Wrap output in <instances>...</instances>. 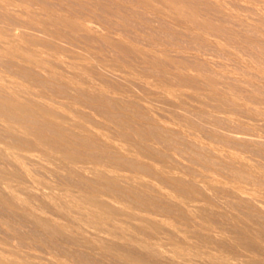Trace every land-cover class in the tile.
Returning a JSON list of instances; mask_svg holds the SVG:
<instances>
[{
  "label": "rangeland",
  "instance_id": "obj_1",
  "mask_svg": "<svg viewBox=\"0 0 264 264\" xmlns=\"http://www.w3.org/2000/svg\"><path fill=\"white\" fill-rule=\"evenodd\" d=\"M0 264H264V0H0Z\"/></svg>",
  "mask_w": 264,
  "mask_h": 264
},
{
  "label": "bare ground",
  "instance_id": "obj_2",
  "mask_svg": "<svg viewBox=\"0 0 264 264\" xmlns=\"http://www.w3.org/2000/svg\"><path fill=\"white\" fill-rule=\"evenodd\" d=\"M82 196V195H81Z\"/></svg>",
  "mask_w": 264,
  "mask_h": 264
}]
</instances>
